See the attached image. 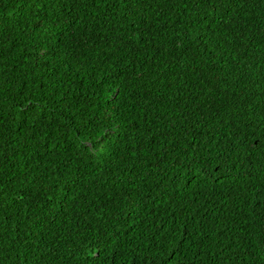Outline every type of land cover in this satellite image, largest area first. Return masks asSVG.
<instances>
[{
	"label": "trees",
	"instance_id": "obj_1",
	"mask_svg": "<svg viewBox=\"0 0 264 264\" xmlns=\"http://www.w3.org/2000/svg\"><path fill=\"white\" fill-rule=\"evenodd\" d=\"M0 264H264V0H0Z\"/></svg>",
	"mask_w": 264,
	"mask_h": 264
},
{
	"label": "clouds",
	"instance_id": "obj_2",
	"mask_svg": "<svg viewBox=\"0 0 264 264\" xmlns=\"http://www.w3.org/2000/svg\"><path fill=\"white\" fill-rule=\"evenodd\" d=\"M118 185V184H117Z\"/></svg>",
	"mask_w": 264,
	"mask_h": 264
}]
</instances>
